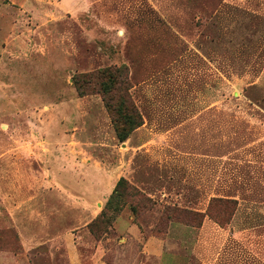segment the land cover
Returning a JSON list of instances; mask_svg holds the SVG:
<instances>
[{
  "label": "rangeland",
  "instance_id": "374dc122",
  "mask_svg": "<svg viewBox=\"0 0 264 264\" xmlns=\"http://www.w3.org/2000/svg\"><path fill=\"white\" fill-rule=\"evenodd\" d=\"M12 1L32 52H0L5 95L75 99L10 116L0 90V264H72L69 244L79 264H155L150 237L190 264L224 245L262 264L264 0ZM120 64L143 120L124 141L100 94L72 83ZM120 176L131 189L96 240L87 225Z\"/></svg>",
  "mask_w": 264,
  "mask_h": 264
},
{
  "label": "trees",
  "instance_id": "16d2710c",
  "mask_svg": "<svg viewBox=\"0 0 264 264\" xmlns=\"http://www.w3.org/2000/svg\"><path fill=\"white\" fill-rule=\"evenodd\" d=\"M72 83L79 96L100 94L119 141H124L133 130L142 125V116L129 93L132 86L126 64L74 74ZM130 189L131 186L127 179L120 176L102 210L87 225L96 240H100L103 235L107 234L112 222L122 210L123 199Z\"/></svg>",
  "mask_w": 264,
  "mask_h": 264
},
{
  "label": "crops",
  "instance_id": "0c3cea01",
  "mask_svg": "<svg viewBox=\"0 0 264 264\" xmlns=\"http://www.w3.org/2000/svg\"><path fill=\"white\" fill-rule=\"evenodd\" d=\"M24 1V0H23ZM29 1L25 0L24 4H23V8L27 9V6ZM15 4L14 1L11 0V2H9L6 7H2L1 6V10L0 11H4V13H0V32H2V41H0V52L3 54L5 52H10V54H13L14 56H17L16 52H32V50L30 48H28L29 43V39H28V32H27V28L29 27L28 25L25 27L21 26V20L19 19V17L17 16L19 14V9H17L16 7H14L13 5ZM8 9V10H7ZM24 11V10H23ZM1 53H0V58H1ZM7 68V67H5ZM5 68H3V70L5 71ZM31 71V68L27 69L25 68L24 71ZM16 73H21L23 70L19 71L18 69L15 70ZM26 71V72H27ZM7 72V71H5ZM19 76V75H18ZM20 78V77H19ZM25 79V78H24ZM12 83V82H11ZM10 83V84H11ZM10 86L11 89H14L15 86H13V84L8 85ZM7 87V84L5 81L0 80V90L2 93V96L6 99L4 100V102H6L10 108H9V115L10 116H14L18 114L19 108H22V106H25V109L23 111V113L25 112L26 115H28V113H32L33 109H31V106L34 105L35 103H41L43 105H53L51 107L52 111L56 114V115H60L61 113H66L68 110H70V105L72 100H74L75 98H72L70 100H61V101H54V102H50L49 98H42L43 100H39L37 102H34L33 97L30 98H26L25 99H18V97L15 95L14 91L10 92V96L7 97L5 95V88ZM73 103V102H72ZM2 105H4V103L1 102ZM2 108V107H1ZM71 114V113H70ZM50 134H49V139L51 138H59V140L63 141V142H71V137L72 134H67L65 132H58L59 128L56 127V130L53 128H50ZM50 139V140H51ZM50 140H49V144H50ZM56 165H59V161L56 162ZM92 208L86 211V215L89 216L90 213L89 211H91ZM246 235V234H245ZM230 237L232 238H240L242 239V235L241 232H239L237 234V232L232 235H230ZM34 238V237H33ZM230 238V239H232ZM31 238H25V240H28ZM247 240H249V238L247 237ZM27 245V244H26ZM230 245V244H229ZM67 251L69 253V258L71 260L72 264H79L80 263V254L79 251L77 250V247L75 246V244H69V246L67 247ZM143 251L145 253V255L148 257H152L154 259H156L155 264H190L189 259L186 260V258H183L180 254H176V253H169L166 252L165 248H164V243L161 239L155 238V237H150L145 241L144 247H143ZM188 255V253H187ZM215 257L213 260H209V261H203V264H242V260L240 259V257H236L235 256V251L232 250V248H230L228 246L227 251L225 248V245L222 246L213 256ZM189 258V257H188ZM191 261V259H190ZM143 264V263H142ZM145 264V263H144ZM262 264H264V260L262 261Z\"/></svg>",
  "mask_w": 264,
  "mask_h": 264
}]
</instances>
